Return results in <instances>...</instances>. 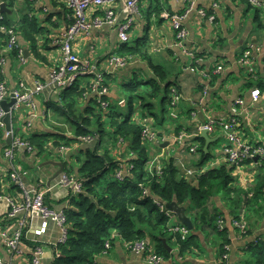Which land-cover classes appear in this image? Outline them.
Wrapping results in <instances>:
<instances>
[{
	"label": "crops",
	"instance_id": "0c3cea01",
	"mask_svg": "<svg viewBox=\"0 0 264 264\" xmlns=\"http://www.w3.org/2000/svg\"><path fill=\"white\" fill-rule=\"evenodd\" d=\"M126 1L116 0L109 7L94 8L87 12V20L93 23L96 19H104L107 11L112 9L117 21L115 25L92 26L88 33L79 35L74 48L83 64V73L79 80L91 78L90 82L80 86L90 85L94 80L93 75L102 73L110 86L109 108L110 106L122 107L126 106L128 101L120 98L118 87L138 77L143 78L142 82H147L154 78L151 66L153 64L163 66L169 73V83L171 82L172 86L170 102L176 98L174 93L178 100L176 99L174 106L172 102L168 103L170 107H173L171 113L173 124L167 126L166 129H159V126L164 123V117H161L163 118L162 124L157 123L154 117L145 115L143 119L138 120V122L141 121L143 127H149L160 138L166 140L164 143L168 142L169 144L163 148L161 145L164 143L146 142L150 156L148 168H152L157 158L173 159L176 165L180 161H185L188 166L193 167L195 159L189 155L188 150L175 143V138L184 130L195 134L199 124L209 116L224 120L232 118L234 104L240 98L246 101L247 106L251 105V93L253 90L259 89L257 77H254V81L247 78L239 60L246 50H250L257 70L255 75L260 74L264 77V28L259 23L261 21L264 24V19L260 17L262 19L260 20L251 14L250 9L254 7L248 4V0H141L140 15L135 18L129 40L123 42L119 38L118 26L126 21L127 16L124 12ZM1 6L6 8L4 13H1ZM156 7L159 9L158 11H156ZM202 11L208 12V17L202 15ZM164 12L186 15L183 26L189 35L183 46L178 44L174 30L162 18ZM26 16L36 19L42 32L36 37L37 40L34 43L26 42L20 37L24 59L14 58L8 49L9 35L2 29L5 27L3 22L8 23L11 27H16ZM211 16H215V20L211 21ZM72 22V11L65 6L64 0H14L13 6L9 4L8 0H0V80L8 86L10 92L18 89L21 82L31 91H35L38 84L49 82L51 69L63 62L61 49L56 42ZM126 44L139 48L143 54L124 68L115 69L110 65L109 60L114 55L120 56L122 47ZM26 51L28 57H25ZM190 54H195L196 62L193 61ZM218 66L222 67L221 71L217 70ZM191 68H195L196 71H192ZM203 87L207 90L205 91L207 97L204 99V107L199 109V106L193 105V108L192 103L197 104L202 98ZM178 91L180 95H177ZM60 94L59 91L48 88L36 96L37 110L35 113L23 106L12 114L14 140L19 138L29 142L34 136H46L49 143L42 155L36 149L33 153L25 149H18L11 161L6 157V151L11 148V145L7 142L8 136L2 134L0 137V196L12 197L16 202L22 201V192L15 186L10 176L12 168L15 167L27 174L23 179L29 189L48 191L46 203L52 209L65 211L72 207L70 198L66 197V192L61 189L59 184L64 175H68L66 170H70L71 174H78L87 157V152L96 145V138L88 143L79 140L67 146H64L65 143H61L62 147L67 148L65 151H62L61 146L55 145L58 142L56 135L66 136L70 139L75 138V130L71 125L60 113L48 106L52 101L58 102ZM94 99L96 104H99L96 96L88 93L80 101L81 110L85 111L90 106L95 108V105L91 104ZM189 111L192 112L189 113ZM196 111L198 118L193 119L192 114ZM202 112L204 121L199 116ZM162 113L164 112L162 111ZM241 119L239 133L243 140L252 145L263 144L264 96H261L259 102L253 106L249 117L243 116ZM209 137L217 141L222 137L225 138L221 131H217ZM225 145L226 143L223 147ZM128 147L129 144L126 141L123 146L117 142L116 161L129 163L124 158L129 156ZM157 149L162 150L161 154H158ZM100 152L102 154L104 150H100ZM217 155L219 156L216 161L218 165L215 167L226 164L223 152L221 151ZM82 156L84 157L83 161H81ZM52 162L65 165L64 172L57 179H54V176L58 174L60 167ZM260 174H264V162L256 163L254 161L245 165L242 175L234 171L233 176L237 180L238 188L250 191L252 184ZM73 177L75 176L73 175ZM207 206V212L210 215L219 214L221 215L219 219L226 220L231 240L227 261H221L220 245L222 241L217 232L206 225L204 228L202 225L201 230H196L188 206L186 216L191 220L193 230L188 229L191 237H197V242L194 243L192 240L190 249L181 254L174 235L170 233L169 236L163 238L165 248L168 252L171 249L170 258L166 260L165 264H258L253 254L256 247L264 245V212L260 217L251 216V219H248L249 228L245 234L235 230L232 225L234 218L230 206L221 195L211 197ZM174 215L176 222L183 224L175 213ZM22 217L19 216L16 219L4 217L0 219V227L6 225L11 229L22 220ZM26 222L22 247L23 258L30 261L33 248L41 246L45 249L42 264H52L56 259L53 247L61 237L59 228L50 222L45 227L44 221L38 218H28ZM144 241L152 251L157 253V244L154 241L152 242L150 239H144ZM0 258L10 264H21L12 258L1 240ZM92 264L146 263L143 255L130 252L125 246V241L119 236H115L111 241L109 252L94 258Z\"/></svg>",
	"mask_w": 264,
	"mask_h": 264
},
{
	"label": "trees",
	"instance_id": "16d2710c",
	"mask_svg": "<svg viewBox=\"0 0 264 264\" xmlns=\"http://www.w3.org/2000/svg\"><path fill=\"white\" fill-rule=\"evenodd\" d=\"M8 1L11 6L14 5V0ZM158 10L156 7V11ZM259 23L264 28V24L261 21ZM3 25L7 30L12 29L6 22H3ZM13 28L18 37V49L11 53L14 58H18V50L22 48L20 37L26 42L34 43L42 31L39 29L37 20L28 16L20 25ZM142 54L139 48L127 44L122 47L120 53V55L134 58ZM151 69L154 73V78L151 80L142 82L132 79L122 86L130 96L126 104L127 114L121 110V106H110L108 110H104L100 104H96L95 99L91 101L95 108L90 106L82 111L80 101L92 92L91 85L82 87L78 84L61 92L58 102L52 101L48 104L75 130L74 139L56 135L58 142L55 145L62 147L61 143H65L64 146H67L82 137L96 138V145L87 152V157L78 174H71L70 170H66L68 176L74 175L77 181L83 183L84 192L70 197L72 207L65 210L69 224V239L66 244L59 247L60 257H56L52 264H92L94 258L103 253L106 242L112 241L116 234L125 242L150 239L157 244V254L168 260L170 254L163 245V238L170 234L167 227L169 219L154 204L155 199L166 204L175 202L180 206L188 205L196 230H201L202 225L203 228L206 225L217 232L222 241L220 253L223 257L226 253L225 247L230 246V233L226 227V220L219 219L221 215H210L207 212L209 199L215 195H221L230 206L234 218L242 198L247 206L251 204L252 198L259 204V200L264 196V174L258 176L253 191H246L234 186L235 169L227 164L211 168L190 179L182 175L173 159L166 161L162 176H158L155 169L148 168L150 156L148 143L142 141L143 126L132 119L135 111L134 99L139 100L140 107L147 111L145 116L154 117L159 124H162L163 118L159 120L154 112L156 104H159L165 112L164 106L172 102H170L172 86L171 82L169 83L168 71L163 66L154 64ZM254 77H257V87L264 96V77L260 74L255 76L249 74L248 78L254 81ZM145 86L147 89H144ZM103 99L108 100V97ZM105 125L109 127L108 132ZM106 133L109 135L108 145H111L112 149L101 154L100 150L105 142ZM120 139L129 144L127 151L129 156L131 153L134 156L127 163L132 168L123 181L115 178L121 163L115 161L112 154V151L116 153L115 149ZM196 141L200 147L195 165L203 168L211 158V151L209 148V152L205 153V140L200 135ZM29 143L42 155L47 149L49 139L46 136H34ZM252 162L253 160H248L246 165ZM110 171L112 175H109ZM146 189L149 191V196L144 195ZM250 194H252L251 197ZM221 220L225 223L223 229L219 226ZM173 237L181 254L190 249L192 240L194 243L197 242L196 236H189L185 241L181 240L179 235ZM253 256L258 264H264V245L256 247Z\"/></svg>",
	"mask_w": 264,
	"mask_h": 264
},
{
	"label": "built area",
	"instance_id": "2783aa9c",
	"mask_svg": "<svg viewBox=\"0 0 264 264\" xmlns=\"http://www.w3.org/2000/svg\"><path fill=\"white\" fill-rule=\"evenodd\" d=\"M116 0H64L65 6L72 11L73 22L66 29L64 34L56 42L63 55V62L57 67H53L50 71V80L47 84H38L35 91L28 89L23 82H21L18 89L10 92L8 86L0 80V137L2 134L8 136L5 126V117L7 113L4 110L3 103L9 101L12 97L16 99V104L11 108L12 114L18 111L21 107L26 106L34 113L37 110L35 103V98L38 94H41L46 89L51 88L55 91L64 92L65 90L71 89L78 85V80L80 75L83 73V64L80 57L75 53V44L80 34L88 33L92 26L101 27L103 25H115L116 24V15L114 10L109 9L107 11L106 17L104 19H96L93 23H90L87 20V12L94 8H104L111 6ZM250 3L253 7L261 8L264 6V1L262 0H250ZM141 0H127L125 2L124 12L126 21L118 26L119 38L123 42H127L130 38L129 34L134 26L135 18L140 15ZM202 15L207 16L205 11L201 12ZM208 17V16H207ZM162 18L169 23L171 28L174 30L178 44L183 46L184 42L188 38V31L183 26V21L186 18L182 15L171 14L169 12H164ZM210 20H215V16H211ZM9 35L8 49L13 51L18 49V37L15 33L14 28L7 30L5 27L2 28ZM18 58L24 59L23 49H19ZM193 61L196 62L197 58L195 54H190ZM110 65L115 69L124 68L132 62L136 61V58L133 56H119L114 55L111 57ZM239 63L244 69V72L247 74H256V68L254 66V59L250 50H246ZM192 71H195V68H191ZM218 71L222 70L221 66H218ZM95 72V71H93ZM88 72V73H93ZM90 74V75H91ZM206 76V75H205ZM94 80L90 84L92 94L96 96L97 102L100 104L102 109H109L108 100H104V97H108L110 93V86H108L105 76L102 73H96L93 75ZM208 77V76H206ZM207 91V90H205ZM261 93L259 89H255L251 93V105L247 106L246 101L242 98L236 100L234 104V113L232 118L228 120L216 119L209 116L203 123L199 124L197 127V132L195 134H190L186 130L182 132L177 138H175V143L179 144L185 150H188L190 156H193V164L197 161L199 157V144L196 141V138L201 135L202 131H207L210 135L215 134L217 131H221L227 140L226 145L223 147L222 152L224 155V163L228 166L233 167L239 175H242L246 161L253 160L256 163L264 162V143L260 145H252L249 142L243 140L239 133V127L242 123L243 116L249 117L251 109L261 98ZM175 100L172 101V105H176L177 96L174 93ZM178 100V99H177ZM205 113V111H203ZM206 114V113H205ZM193 119L198 118V113L194 112L192 114ZM93 137H82L79 138L80 142L88 143L92 142ZM166 141L163 138H160L156 132L151 130L149 127H143L142 132V141L143 142H159L162 143ZM120 146L125 144L123 139L119 140ZM18 149H25L30 153L35 151V148L26 141H23L19 138H16L12 141L11 148L6 151V157L11 161L14 159V153ZM67 150L65 147H62V151ZM130 157L133 158V154H130ZM258 158V160H256ZM252 162V163H253ZM218 165V163L216 164ZM182 175L190 179L197 177L204 173L205 169L203 168H194L188 166V163L185 161H180L177 164ZM132 166H129L126 162H121L118 167L115 178L119 181H123L126 176L129 175L130 169ZM155 169L158 176L163 174V164L161 163V158H157L154 162L152 168ZM27 174L22 172L15 167L12 168L10 176L18 189L22 192V201L16 202L12 197L0 196V219L6 217L7 219H16L19 216H23L22 220L16 224L15 227L9 229L6 227H0V240L7 247L8 252L12 255V258L18 260L21 264H42V260L45 255V249L41 246L33 248L32 258L26 260L23 258V238L25 228L27 226L26 220L28 218H38L44 221V226L46 227L47 223L55 224L61 233V237L54 246V251L56 257H60L59 247L68 242L69 239V224L66 211H57L52 209L46 203V196L48 191H37L34 189H29L24 181V176ZM75 177H70L64 175L59 186L63 191L66 192V197L68 199L71 196H76L84 192L83 183L77 181ZM144 195L149 196V191L144 190ZM154 204L158 207L159 211L164 214L168 219L169 223L167 225L168 232L173 235H179L181 240L185 241L190 236V230L187 226L179 224L175 220V215L167 208V204L159 201L158 199L154 200ZM232 225L239 227L243 233L248 229L247 223H241V221H236L233 219ZM219 226L221 229L225 226L224 221H220ZM45 231V229H44ZM40 233V232H39ZM126 248L135 254L143 255L145 257L146 264H165L166 260L158 255L156 252L148 246L146 241H135V242H125ZM230 246H226V253L221 257L222 262H226L229 256ZM111 249V240L107 241L105 244V249L102 254H107ZM0 264H10L5 262L0 258Z\"/></svg>",
	"mask_w": 264,
	"mask_h": 264
},
{
	"label": "rangeland",
	"instance_id": "374dc122",
	"mask_svg": "<svg viewBox=\"0 0 264 264\" xmlns=\"http://www.w3.org/2000/svg\"><path fill=\"white\" fill-rule=\"evenodd\" d=\"M262 1H264V0H262ZM248 4L251 5L250 0H248ZM262 4H264V3H262ZM250 11H251V14L252 15H255V17H258V19H260V20L264 19V6L261 7V8H258V7L251 8ZM257 12H260V13L258 14ZM259 15H261V16H259ZM245 74H246V76L248 78L249 77V74H247V73H245ZM134 79H138L139 81H143V78L142 77H138V78H134ZM90 81H91V78H86V79H82V80L80 79V80H78V84L79 85H81V84L83 85L84 83H88ZM145 87H147V86H145ZM145 89H147V88H145ZM118 91H119V94H120V98L121 99H125L126 101L129 100L130 96H129L128 93H126L122 89V86H119L118 87ZM202 94H203L202 95V98L197 102V104L195 102L192 103V107H193V105L199 106V109H201L202 107H204V99L207 97V94L205 93L204 87L202 88ZM177 95H180V92L179 91L177 92ZM116 104L117 103L115 102V105ZM164 108L166 109V111L164 113H162L161 107L159 106V104H157V106L155 108V111H154V112H156L159 120H161V117H164V123H163L162 126H159V129H162V128L166 129L167 126H171V124H173V121H172V118H171V116H172L171 113L173 111V107H170L169 104H166L164 106ZM121 110L125 114L128 113V108L126 106H122V109ZM134 110L135 111H134V115H133V118L132 119L135 122H138L139 119L140 120L143 119V116L145 114H147V111L145 109H143V108L140 107V102L137 99H134ZM196 113H197V111H196ZM93 121L95 122L94 119H93ZM138 123L141 125V121L138 122ZM105 129L108 132V130H109L108 125H105ZM105 137H106L105 141H107V142H104L103 143V146L101 148L102 150H104V152L106 150H111L112 149L111 148V145H108V138H109L108 133H106ZM162 141H163L162 143H164V140H162ZM226 142H227V140L222 137L221 139H219L217 142H215L211 146L212 157L210 158V160L207 163L204 164V166H203L204 169H205L204 171H207V170H209V169L217 166V165H215L217 159L219 158V156L217 154L222 151L223 145ZM177 145L180 146L179 144H177ZM157 151H158V154H161V152H162V150H158V149H157ZM112 154H113V156L115 158V161H116L117 159H116L115 154H114L113 151H112ZM117 155H118V152H117ZM124 158L127 159L128 161H131V159H132L130 156H126ZM83 160H84V157L82 156L81 157V161H83ZM166 160H167L166 158H161V163L163 164V167L165 166ZM196 162L197 161H195L194 163L196 164ZM193 167L194 168H199L196 165L195 166L193 165ZM109 175H112V171L109 172ZM193 178H195V177H193ZM256 184H257V179L252 184L253 186H251V189H250L251 191H253V189L255 188ZM235 185L237 186V182L234 184V186ZM243 200H244V198H242V201H239V205L240 206H239V209H238L237 214L235 215L234 219L236 221H241V223H244V222L247 223L248 224V228H249L248 219L250 220L251 219V216H254L255 218L260 217L262 215V213L264 212V196L259 200L260 201L259 204H257L256 201H254V199L252 198L251 199V204L245 206V203L243 202ZM235 230L238 231L239 233H243V231L239 227H236L235 226Z\"/></svg>",
	"mask_w": 264,
	"mask_h": 264
},
{
	"label": "water",
	"instance_id": "95a60500",
	"mask_svg": "<svg viewBox=\"0 0 264 264\" xmlns=\"http://www.w3.org/2000/svg\"><path fill=\"white\" fill-rule=\"evenodd\" d=\"M6 11L5 6H1V13H4ZM28 57V53L27 51L25 52V57ZM16 104V99L15 98H11L9 101H5L3 103V107L5 112L7 113L6 117H5V126H6V131L8 132V138H7V142L9 145L12 144V141L14 140V131H13V125H12V112H11V108ZM199 116L202 118V120L204 121V114L203 112L199 114ZM209 133L207 131H202L200 137L202 139L205 140V146H204V151L207 154L209 152V148L212 144H214L215 142H217V140H213L209 137ZM169 144L164 143L161 145V147H167ZM256 160H258V158H256ZM52 164H55L57 166L60 167V171L58 172V174H56V176H54V179H57L58 176L62 175V173L64 172V164L63 163H56V162H52ZM51 184V183H50ZM48 184V185H50ZM167 208L171 211L174 212L179 220L186 225L190 230H193V225L192 222L189 218H187L186 216V211L188 206H183V207H179L175 202L171 203V204H167ZM116 236H118V234H116ZM171 249H169L170 252Z\"/></svg>",
	"mask_w": 264,
	"mask_h": 264
}]
</instances>
